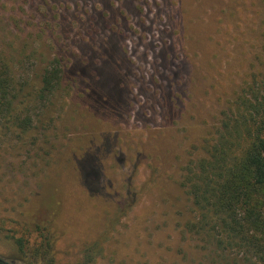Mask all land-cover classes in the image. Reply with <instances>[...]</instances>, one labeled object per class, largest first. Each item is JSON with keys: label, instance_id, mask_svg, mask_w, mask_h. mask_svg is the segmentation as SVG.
I'll list each match as a JSON object with an SVG mask.
<instances>
[{"label": "rangeland", "instance_id": "1", "mask_svg": "<svg viewBox=\"0 0 264 264\" xmlns=\"http://www.w3.org/2000/svg\"><path fill=\"white\" fill-rule=\"evenodd\" d=\"M1 50L32 118L0 122L2 257L77 264L93 244L91 264H264L217 257L181 184L264 59V0H0ZM54 59L63 79L40 101ZM50 173L65 187L52 254L18 256L9 238L42 220Z\"/></svg>", "mask_w": 264, "mask_h": 264}, {"label": "trees", "instance_id": "2", "mask_svg": "<svg viewBox=\"0 0 264 264\" xmlns=\"http://www.w3.org/2000/svg\"><path fill=\"white\" fill-rule=\"evenodd\" d=\"M12 57L6 50L0 51V122L26 131L32 118L23 112L27 94L15 81ZM63 71L58 59L45 68L37 90L40 101L58 91ZM211 136L205 142L204 155L184 169L181 184L195 211L187 227L204 235L217 257L229 258L225 251L233 248L243 258L264 261V59L260 58L258 70L242 85ZM60 177L50 173L40 187L42 220L33 225L20 223L22 235L9 238L18 256L28 252L40 258L52 254L51 234L55 231L51 220L59 213L65 194ZM32 232L39 233L42 239L35 247L38 240ZM96 250V245H89L77 264H91ZM8 259L0 255V264L23 261L14 256Z\"/></svg>", "mask_w": 264, "mask_h": 264}]
</instances>
